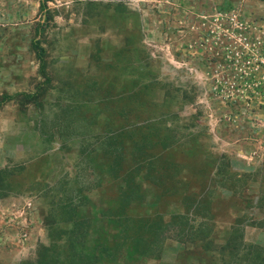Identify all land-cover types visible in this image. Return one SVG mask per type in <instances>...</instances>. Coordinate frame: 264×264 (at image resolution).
Wrapping results in <instances>:
<instances>
[{"label":"rangeland","instance_id":"rangeland-1","mask_svg":"<svg viewBox=\"0 0 264 264\" xmlns=\"http://www.w3.org/2000/svg\"><path fill=\"white\" fill-rule=\"evenodd\" d=\"M4 96L0 264H264V0H0Z\"/></svg>","mask_w":264,"mask_h":264},{"label":"trees","instance_id":"trees-1","mask_svg":"<svg viewBox=\"0 0 264 264\" xmlns=\"http://www.w3.org/2000/svg\"><path fill=\"white\" fill-rule=\"evenodd\" d=\"M44 8H46V4L44 3V4H42V9H44ZM34 44V48H36V50L38 51V53H37V55H38V59L40 60V63H41V73L45 76L46 75V62H45V53H44V49H42L41 47H39V44L36 42V43H33ZM10 101V97H8V96H4V97H2L1 99H0V108L4 105V104H6V103H8ZM110 156L112 157V159H113V163H112V167H114L116 164L117 165H120L121 164V162L123 161L122 159H121V154L120 153H118V151L116 150V151H114V152H112L111 154H110ZM111 167V168H112ZM134 170V169H133ZM128 181V183H127V187H128V190H130L131 189V186L134 184V182H133V184L131 183L132 182V179H130L129 178V180H127ZM127 190V191H128ZM126 191V192H127ZM120 244V243H119ZM119 244H116V246L115 247H117V249L116 250H114L115 251V253H118V251H119V249H118V247H119ZM142 247L145 249V247H144V245H142ZM139 251H141L142 252V250H141V248L139 247V244H138V242H137V252L139 253ZM109 256H115L114 255V253H107ZM112 257V258H113Z\"/></svg>","mask_w":264,"mask_h":264}]
</instances>
